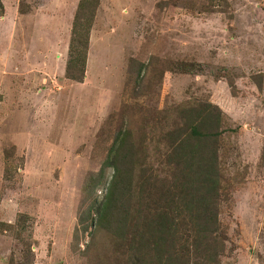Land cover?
<instances>
[{"label":"rangeland","instance_id":"obj_1","mask_svg":"<svg viewBox=\"0 0 264 264\" xmlns=\"http://www.w3.org/2000/svg\"><path fill=\"white\" fill-rule=\"evenodd\" d=\"M79 2L1 0L0 264H123L128 247L98 226L75 239L86 176L122 129L157 167L180 109L205 102L223 117L214 264H264V0H100L77 80Z\"/></svg>","mask_w":264,"mask_h":264},{"label":"trees","instance_id":"obj_2","mask_svg":"<svg viewBox=\"0 0 264 264\" xmlns=\"http://www.w3.org/2000/svg\"><path fill=\"white\" fill-rule=\"evenodd\" d=\"M99 3L80 0L74 17L67 68L75 72L71 75L77 80L86 68ZM133 60L129 68H135ZM144 66V62L139 63L138 75ZM128 71L131 73V69ZM180 111L178 124L156 143L157 167L147 155V138L136 140L129 129L117 133L107 147L102 168L90 171L84 180L75 239L88 233L93 225L98 226L91 234L105 230L114 241L128 247L123 264L217 261L219 250L225 247V239L220 236L218 200L222 189V110L205 102ZM107 166H112L114 172L99 198L97 190Z\"/></svg>","mask_w":264,"mask_h":264}]
</instances>
